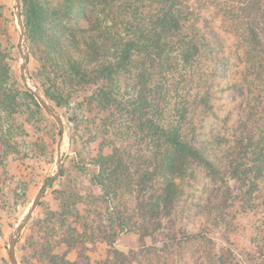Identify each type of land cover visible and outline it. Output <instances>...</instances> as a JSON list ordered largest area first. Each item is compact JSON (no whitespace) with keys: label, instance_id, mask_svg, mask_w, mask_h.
I'll return each mask as SVG.
<instances>
[{"label":"trees","instance_id":"1","mask_svg":"<svg viewBox=\"0 0 264 264\" xmlns=\"http://www.w3.org/2000/svg\"><path fill=\"white\" fill-rule=\"evenodd\" d=\"M20 2L21 17L30 45L39 42L43 47L40 73L45 77L40 85L46 86L43 91L45 98L56 100L50 90L51 86L66 85L71 94L78 87L94 84L97 86L99 102H116L118 111L146 119L150 127L149 140L155 148L147 160L150 171L140 173L137 168L134 176L130 171L133 167L130 153L116 149L108 155L99 153L92 160L97 168L92 176V183L100 186L103 194L101 199L113 209L112 215L115 218L107 226L109 232L103 231L101 225L97 226L101 236L99 241L105 242L110 252L101 264H264V216L256 227L250 246H237L228 238L223 239L221 245H216L210 236L211 224H208V220L213 221L210 212L207 209L199 211L205 225L202 229L204 232L199 234L189 228L186 222H180V219L192 220L193 215L179 208L181 204L176 196V191L180 190L176 178H180L183 164L191 160L201 164L216 179H224L225 170L238 184L230 203L228 199L232 192L230 186H226L225 191L229 195H222L220 208L218 207L220 221L226 223L227 229L230 227L229 221L236 220V216L240 214L239 203L250 208L254 205L252 197H257L259 203L256 207H260V204L264 209V131H259L256 135L255 129H248L245 121L240 120L227 147L228 163L219 165L210 160L202 148L195 147L192 140L188 139L182 123L163 126L148 117L151 110L155 117L158 115L161 98H171L168 94L164 96L162 92L163 83L168 82L165 74L178 75L185 66L193 67L202 57L203 51L213 68L218 67L217 73L220 71L224 74L228 67L223 38L201 13L205 2L199 1L196 5L190 0ZM215 4L223 9V19L230 22L232 29H228L238 39L237 46L242 48L245 62L250 63L248 72L256 71V76H261V70H264V0H218ZM2 14L3 4L0 0V18ZM258 21L261 26L257 24ZM199 22H203V28L198 26ZM10 58V54L0 44V112L11 117L20 113L19 99L32 101L37 108L39 105L25 82L23 84L13 74ZM131 69L137 71L138 88L132 100L129 94L119 92L114 78L120 71L129 72ZM201 83L194 100L210 108L214 93L213 82L203 80ZM251 83L249 81L247 85ZM236 86L241 90L238 84ZM186 112L187 109L180 112L179 118L184 116L185 119ZM190 124L189 120L187 126ZM12 129L10 127L3 130L0 127V142L6 148L4 154L10 151L18 153L11 146ZM57 134H60L59 130ZM217 135L215 133L213 137ZM223 137H217V140L220 141ZM159 176L163 179L160 184L156 180ZM133 183L137 190L151 192L137 196L138 213H128L125 207L124 212L115 210L113 202L121 196L119 190L125 186L127 193L132 194L135 191L131 186ZM60 194V208L50 211L48 218L50 224L52 222V226H49L52 235L58 233L54 220L60 228L65 226L64 217L69 215L72 206L81 202V196L71 188L60 191ZM207 204L211 208L212 201H207ZM193 210L196 211V208ZM199 210L204 208L199 207ZM112 223L120 229L113 232ZM215 224L218 222L215 221ZM87 227L88 225L82 229L70 228L69 234L64 233L61 241H49L46 238L44 242L34 243V252L48 264H80L68 260L66 256L70 249L79 246L78 254L85 257L82 250L86 249L87 243L94 242L92 239L95 240L94 234L85 232ZM123 230L136 233L140 243L146 237L156 242L137 250H129L127 254L114 247L118 233ZM60 243L66 245L61 255L55 253V248ZM185 256L188 261L182 263L181 259H185Z\"/></svg>","mask_w":264,"mask_h":264},{"label":"rangeland","instance_id":"2","mask_svg":"<svg viewBox=\"0 0 264 264\" xmlns=\"http://www.w3.org/2000/svg\"><path fill=\"white\" fill-rule=\"evenodd\" d=\"M190 1L195 5L199 1L205 2L201 13L210 20V26L215 28L223 38L227 53L225 54L228 55V67L224 74L220 71L217 73L218 67L217 69L213 68V65L206 59V52L203 51L202 57L193 67L186 68L185 66L178 75L165 74V77L168 76V82L163 83L162 92L164 96L168 94L171 98H167V100L161 98L158 115L155 117L151 110L148 117L163 126H175L182 123L188 139L192 140L195 147L202 148L210 160L219 165H226L228 163L227 147L240 120L245 121L248 129L256 130L258 128V131L254 130L256 135L259 131H264V70H261L262 75L259 77L256 76V71L248 72L247 68L250 63L245 62L243 50L237 46L238 39L230 30L232 29L230 22L223 19V9L215 4L218 3V0ZM219 1L221 2V0ZM1 3L3 4V14L0 18V44L10 54L9 62L13 74L24 84L19 72V65L22 61L20 52L25 49L28 54L25 69L26 75L29 77L27 83L55 108L64 125L61 170L47 188L31 218L18 235L15 244L18 263L48 264L35 254L34 243L44 242L46 238L49 241L56 239L61 241L64 233L69 234L70 228L82 229L88 225L85 232L94 234L96 242L92 239L94 242L86 244V249L82 250L85 257L78 254L80 248L77 246L78 249L73 248L68 251L66 258L80 264H85L87 261L90 264L99 262L101 264V261L110 255V252L108 245L99 241L101 236L98 234L97 226L101 225L103 231L109 232L107 226H110L109 224L111 221L114 222L115 218L112 215L113 209L101 199L103 194L100 186L92 183V176L97 172L92 160L99 153L108 155L112 153L113 149H116L130 153L129 157L133 160V167L130 169L132 173L137 168L140 173L146 170L150 171L151 168L147 165V160L155 150L149 140L150 127L146 119L118 111L116 102L114 104L99 102L97 86L94 84L78 87L71 94L66 85L58 84L50 87L56 100L45 98L43 91L46 86L40 85L45 77L40 73L42 71L40 57H42L43 47L39 42L30 45L23 20L25 41L21 38L20 28L15 17L14 0H1ZM257 24L261 26V22L258 21ZM203 25V22L198 24L201 28ZM161 73H157V75H161ZM212 74H214L213 78ZM206 75H208L207 78H205ZM136 77L137 71L132 69L129 72L120 71L114 77L119 92L129 94L131 100L138 89ZM203 80L213 82L214 93L210 101V108L194 100L200 85H202L200 82ZM249 81L252 83L247 85ZM234 83H237L241 90L238 89L237 84L233 85ZM18 102H20L19 114H13L10 117L0 112V127L3 130L13 128L10 142L13 149L18 152L11 153L10 151L4 154L6 148L0 142V155H2L0 163V264H10L7 255L9 236L27 211L40 187L55 171L58 154L59 135L57 131L59 127L55 119L43 109L37 100L39 108L29 100L19 99ZM186 109L188 112L185 113V119L184 116L179 118L178 114ZM188 119L191 121L190 126H187ZM215 133L218 134L217 137H224L218 141L217 137H213ZM182 171L180 178H176L180 188L176 191V196L180 200L179 208L188 211L193 216L192 220L180 219V222H186L189 228L200 234L204 232L202 229L205 225L199 211L207 209L213 220H208V224H211V226L209 225L210 236L213 237L216 245H221L222 240L228 238L237 246H250L252 244L250 241L254 240L256 227L260 225L264 216L262 206L259 204L260 207H256L259 203L256 200L257 197H252L254 205L250 208L246 204L239 203L240 214L236 216V220L229 221L230 227L227 229L226 223L220 221L218 207L220 208L222 195H229L225 191L226 186H230L232 192L228 199L230 203L238 184L225 170L224 179H216L211 177L201 164L191 160H187L183 164ZM62 172L63 175H60ZM164 176L166 175L164 174ZM156 178L159 184L163 180L160 176ZM131 186L135 190L132 194L127 193L125 186L119 190L121 196L113 202L115 210L124 212L125 207L128 213H138L137 196L140 193L142 195L151 193L148 190L147 193L137 190L134 183ZM68 188L81 196V202L70 208L69 215L64 217L65 226L60 228V225L54 220L53 224L58 233L52 235L49 229L52 226V222L50 224L48 221L49 213L59 210L62 203L60 191ZM209 200L212 201L211 208L207 204ZM189 204H196V206H189ZM199 207L204 210H199ZM194 208L196 211L193 210ZM214 219L218 224H215ZM213 223L215 226L212 225ZM112 228L113 232L120 229L116 228L114 223H112ZM152 242L156 241L146 237L140 243L136 233L123 230L118 233L114 247L129 254V250H137ZM186 247L188 248V246ZM65 249L66 245L60 243L55 248V253L61 255ZM184 261H188L186 256L185 259H181L182 263Z\"/></svg>","mask_w":264,"mask_h":264},{"label":"water","instance_id":"3","mask_svg":"<svg viewBox=\"0 0 264 264\" xmlns=\"http://www.w3.org/2000/svg\"><path fill=\"white\" fill-rule=\"evenodd\" d=\"M14 6H15V17L17 24L20 28V36L25 41V30L23 27L22 19H21V4L20 0H14ZM21 58L22 61L19 65V72L21 77L23 78L26 86L29 88L35 99L38 101V103L43 107V109L50 114L56 121L58 127H59V141L57 144V158H56V169L55 171L48 177V179L43 183V185L40 187L38 190L36 196L33 198L31 201L27 211L23 215V217L19 220V222L16 224L14 230L9 236V241H8V248H7V255L10 264H19L16 253H15V244L18 238L19 233L21 232L22 228L24 225L29 221L31 218V215L33 211L35 210L36 206L39 204L40 199L43 197L44 193L46 192L47 188L53 183L54 179L59 175L60 170H61V164H62V156H61V144L64 136V125L62 122V119L60 115L57 113L55 108H53L48 102L44 100L42 95L37 92L34 88H32L28 83L27 80L29 77L26 75L25 69H26V64L28 61V54L25 51V49H22L21 52Z\"/></svg>","mask_w":264,"mask_h":264}]
</instances>
